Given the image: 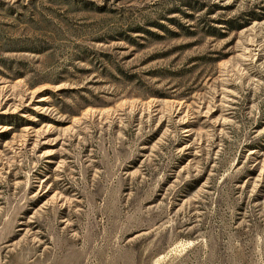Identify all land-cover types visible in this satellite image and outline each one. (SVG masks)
<instances>
[{
	"label": "rangeland",
	"instance_id": "374dc122",
	"mask_svg": "<svg viewBox=\"0 0 264 264\" xmlns=\"http://www.w3.org/2000/svg\"><path fill=\"white\" fill-rule=\"evenodd\" d=\"M0 264H264V0H0Z\"/></svg>",
	"mask_w": 264,
	"mask_h": 264
}]
</instances>
